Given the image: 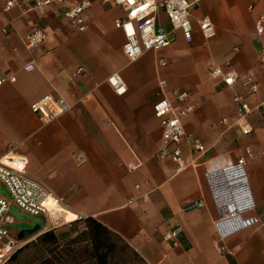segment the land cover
<instances>
[{
	"label": "crops",
	"instance_id": "1",
	"mask_svg": "<svg viewBox=\"0 0 264 264\" xmlns=\"http://www.w3.org/2000/svg\"><path fill=\"white\" fill-rule=\"evenodd\" d=\"M2 7L0 0V78L4 80L0 157L13 147L27 158L29 176L65 204L64 222L97 220L147 264H264V220L218 242L216 211L205 182V162L219 156L236 159L241 148L250 146L254 152L246 165L250 188L257 207L264 209V32L260 36L255 32L257 18L264 15V0H203L190 11L194 27L190 42L177 32L170 47L147 52L133 64L121 51L124 36L114 22L123 12L116 6L90 0L83 33L68 28L63 6H50L44 15L24 16L16 10L3 12ZM205 16L216 29V37L207 45L195 23ZM5 27L8 33L3 32ZM34 27L44 29L47 38L28 52L22 39ZM160 59L167 62L165 67L156 65ZM31 61L36 68L26 73L24 67ZM225 62L240 75L252 77L257 93L248 96L239 85L217 87L209 65ZM78 68L84 72L77 74ZM115 74L126 87L120 96L107 82ZM160 80L166 81L169 98L189 94L193 111L184 126L206 148L195 166L177 175L170 162L156 159L161 130L153 104ZM234 95L244 96L253 110L250 137L220 124L235 111ZM47 96L60 98L71 108L44 125L30 107ZM184 151L187 154V147ZM77 154L85 158L82 165L76 163ZM136 159L140 165L129 170ZM187 161L192 163L193 158L187 155ZM144 194H149V202L143 201ZM129 199L134 202L126 206ZM199 200L203 208L183 211L185 204ZM170 222L181 228L180 245L173 249L162 243ZM44 227L43 233L48 231ZM21 231L11 229L12 234Z\"/></svg>",
	"mask_w": 264,
	"mask_h": 264
},
{
	"label": "built area",
	"instance_id": "2",
	"mask_svg": "<svg viewBox=\"0 0 264 264\" xmlns=\"http://www.w3.org/2000/svg\"><path fill=\"white\" fill-rule=\"evenodd\" d=\"M203 0H102L104 5H113L121 9L123 17L116 19L115 28L123 32L124 43L121 51L128 64L137 62L147 52H159L171 46L177 32L183 39L190 42L193 38L194 27L190 18L191 9ZM50 6H63V19L68 28L75 33H83L87 29L86 10L90 7V0H77L67 4V0H3V12L16 10L20 16L28 14L44 15ZM164 15V20L161 18ZM197 30L204 42L208 44L216 37V29L210 18L205 16L196 22ZM169 26V29L166 28ZM9 28H3L8 33ZM255 32L260 36L264 32V15H260L255 22ZM47 38L46 31L34 27L22 39V44L28 52L42 46ZM167 62L160 59L158 67H165ZM34 61L24 67L26 73L34 71ZM83 68L77 69L82 74ZM209 75L214 84L223 89L241 86L246 94L257 93V85L250 76H242L232 69L229 62L223 65L211 63ZM12 79V78H11ZM13 80V79H12ZM4 82L0 78V86ZM107 82L117 95L126 91L124 81L117 75H112ZM167 83L160 80L158 84V99L153 104V115L158 120L161 130V140L156 159L159 162H170L174 166V174H180L196 162L206 152L205 146L193 135L186 131L184 120L193 111L189 104V94L182 92L169 98L166 95ZM232 102L235 108L233 115L220 121L222 126L237 129L241 137H250L254 131L250 121L253 110L249 107L244 96L234 95ZM70 106L62 99L47 96L31 105L30 110L42 124L48 125L70 111ZM264 127V115L261 120ZM187 147V154L184 148ZM187 155L193 158L187 161ZM252 147L241 148V155L236 159L229 156H219L205 162V182L216 211L214 228L218 242H223L229 236L245 228L255 226L264 220V209H259L254 201L248 173L247 161L253 158ZM77 165H82L85 158L82 154L76 156ZM139 161L128 165L129 170L139 166ZM28 160L17 154L13 147L0 157V183L5 188L9 199L0 196V264H6L13 253L28 243L30 238L42 234L39 228L30 237L20 240L18 234H12V226L16 223L10 213V206H14L24 214L40 218L44 222V229L53 220L62 217L67 211L62 199L58 198L43 183L31 178L27 172ZM140 190V186H135ZM144 202H149V194L142 196ZM133 199L126 202L132 205ZM205 206L202 200L189 202L184 205V212H191ZM53 230V228H51ZM181 228L170 222L168 229L162 236V243L173 249L180 245ZM221 253L223 248L217 247Z\"/></svg>",
	"mask_w": 264,
	"mask_h": 264
},
{
	"label": "trees",
	"instance_id": "3",
	"mask_svg": "<svg viewBox=\"0 0 264 264\" xmlns=\"http://www.w3.org/2000/svg\"><path fill=\"white\" fill-rule=\"evenodd\" d=\"M70 226L81 228L74 238L46 231L17 249L6 264H147L122 237L91 217Z\"/></svg>",
	"mask_w": 264,
	"mask_h": 264
},
{
	"label": "rangeland",
	"instance_id": "4",
	"mask_svg": "<svg viewBox=\"0 0 264 264\" xmlns=\"http://www.w3.org/2000/svg\"><path fill=\"white\" fill-rule=\"evenodd\" d=\"M0 196L9 199V196L1 183H0ZM10 213L12 214V216L16 221V223L12 226V231H21V230L28 231L35 227L42 228L44 226V222L40 218H35L30 215L24 214L12 205L10 206ZM51 228H53V230L55 231L56 235H58V237L65 235L67 239L74 238L76 234L80 232L81 229V228L73 229L70 226V223L64 222L62 217L58 218L57 220L52 219V222L48 227V231L51 230ZM34 240L35 238L32 239L31 237L28 243H31ZM63 243L64 242H62V244Z\"/></svg>",
	"mask_w": 264,
	"mask_h": 264
},
{
	"label": "water",
	"instance_id": "5",
	"mask_svg": "<svg viewBox=\"0 0 264 264\" xmlns=\"http://www.w3.org/2000/svg\"><path fill=\"white\" fill-rule=\"evenodd\" d=\"M39 227H35L31 230L28 231H21L18 234V239L23 240L26 239L28 237H30L31 235H33L34 233H36L38 231Z\"/></svg>",
	"mask_w": 264,
	"mask_h": 264
},
{
	"label": "bare ground",
	"instance_id": "6",
	"mask_svg": "<svg viewBox=\"0 0 264 264\" xmlns=\"http://www.w3.org/2000/svg\"><path fill=\"white\" fill-rule=\"evenodd\" d=\"M66 216V215H65ZM70 218V217H69Z\"/></svg>",
	"mask_w": 264,
	"mask_h": 264
}]
</instances>
